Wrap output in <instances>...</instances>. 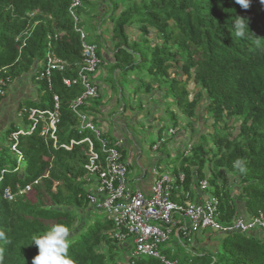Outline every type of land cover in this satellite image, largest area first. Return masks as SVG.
<instances>
[{"label":"trees","instance_id":"1","mask_svg":"<svg viewBox=\"0 0 264 264\" xmlns=\"http://www.w3.org/2000/svg\"><path fill=\"white\" fill-rule=\"evenodd\" d=\"M95 1L84 0L80 11L104 4L111 13L114 71L140 78L149 93L153 83L169 77L171 69L182 68L187 80L178 100L180 109L194 118L206 95L216 125L229 132L215 148L193 146L190 157L182 156L183 162L198 163L203 169L206 161H214L217 174L221 167L237 172L249 213L254 216L264 211V2L250 0L243 8L236 0ZM71 3L0 0V78L13 80L32 72L49 52L67 63L63 71L54 72L53 91L43 86V110L53 108L54 94L61 99L58 147L41 136L38 126L10 143L8 149L16 153L12 162L5 153L0 158V264H32L38 253L32 236L57 223L71 230L69 254L75 264H130L124 256L127 246L111 237L113 222H90L95 207L88 199L90 183L85 168L89 144L83 142L72 149L62 146L90 136L101 152L92 132L79 133L78 117L72 109L84 87L64 84V79L78 76L84 62L82 40L69 11ZM238 17L246 25L241 32L234 28ZM190 80L201 87L193 100L186 87ZM95 101L89 99L81 111L92 113L90 104ZM236 161L239 167H234ZM184 172L188 184L190 169L184 167ZM212 184L221 200L219 220L230 224L238 214L233 199L222 193L215 178ZM27 186L31 189L26 190ZM7 191L12 200L6 197ZM225 235L216 264H264L263 240L240 232ZM208 257L196 256L192 264H213L205 263ZM134 264L160 262L142 258Z\"/></svg>","mask_w":264,"mask_h":264},{"label":"crops","instance_id":"2","mask_svg":"<svg viewBox=\"0 0 264 264\" xmlns=\"http://www.w3.org/2000/svg\"><path fill=\"white\" fill-rule=\"evenodd\" d=\"M94 3H96L95 0ZM101 5L106 6L104 4ZM96 9L97 12L95 11L96 13L92 14L91 19L99 23V35L103 44L102 50L108 61V68L106 73H102L103 69L101 68L100 70L99 68L97 73L92 76L99 84L101 93L96 98V103L90 104L92 113L89 114V117L103 131L104 136L112 144L120 143L119 149L123 154V160L128 163L129 171H131L127 179L129 186L135 190L140 189L149 196L152 193L154 183L159 174L167 172L173 177L172 192L176 201L200 202L212 193V189H215V193L212 194L217 195L216 186L212 184V180L215 178L222 193L227 192L231 195L238 212L237 218L249 219L252 214L249 213L246 200L242 197V182L237 172L226 167H221L219 174H217L214 161H206L203 169L200 168L198 163H194L193 165L185 164L183 157L177 164L171 163L167 165L165 162L166 159L175 156L177 153L182 154V150L189 142H192L193 146H195L198 138L209 133L211 126H216L214 115H210L212 112L207 109L208 98L206 95L201 98L197 106L196 116L189 118L180 109L178 103L182 90L177 92V89H175L176 97L172 96L171 106L176 120L179 119L180 121V125H169L164 135L160 129L156 131L158 137L165 139V144H163L167 146H164V149L160 147L158 150H154V148L141 143L131 126L132 124L136 125L139 118L146 121L152 115L147 121H155L159 116L166 114L165 108L167 106L164 103L163 96L168 92L167 86L164 81L153 83L152 91L147 93L142 80L132 75L128 78L130 81L138 83L137 87L140 89L137 88L135 96L136 98L143 99L144 103L142 106L144 108H141V110L136 101L130 105L129 109L125 104H121L120 100L125 95L130 98L131 94L127 89L128 85L124 86L121 81L122 78L127 79V77H124L120 71H114V64L116 62L114 57L116 43L113 40L114 23L110 19V12L106 13V11ZM35 71L36 67L32 72L13 79L6 95L0 98V139L6 135L7 142L5 147L10 145V137L14 130H27L30 125L28 118L20 113L21 108L35 107L43 109L42 106L46 101V90L43 89L44 83L36 79ZM167 79L173 80L175 82L174 86L179 85L183 89L187 76H185L182 68L180 70L174 68L170 70V75ZM186 87L189 91L190 100H193L201 93V87L194 80L188 81ZM110 125L113 126L112 129L108 127ZM172 127L177 129L176 134L169 133V129ZM2 145L0 141V158L5 153V147ZM184 167L190 169L188 184L186 183L187 178ZM202 171H204V174ZM181 174L185 175L183 183L178 179V176ZM204 179H207L210 184V189L207 192L201 191L199 187L200 182ZM94 187L90 184L89 190ZM186 192H189V196L185 195ZM96 210L101 209L95 207L93 212ZM176 219L177 223L172 228L171 238L165 244L166 248L162 250L163 253L168 258L177 259L180 264H192L194 257L204 255L209 256L205 260V263L212 261L213 264H216L219 258L215 257L213 252L219 250L222 246L219 240L220 233L212 230H200L187 235L184 232V228L187 229L189 227L188 222L179 215L176 216ZM244 235L256 237L264 241V229L252 230ZM129 244L126 245L127 248L124 251V256H126L127 260L129 252L134 248L133 245L129 246ZM176 246H184L187 249V253L191 254V256L183 261H180L177 255L171 257L170 252Z\"/></svg>","mask_w":264,"mask_h":264},{"label":"built area","instance_id":"3","mask_svg":"<svg viewBox=\"0 0 264 264\" xmlns=\"http://www.w3.org/2000/svg\"><path fill=\"white\" fill-rule=\"evenodd\" d=\"M84 5V0H72L70 14L74 21L75 29L79 32L82 40L83 65L76 78L64 79V84L68 87L81 84L84 92L72 103V109L78 117V131L84 135L92 132L100 143L99 152L96 149V142L93 137L86 136L78 141L72 139L69 144H63L66 149H72L74 145L87 142L89 144L88 162L85 165L87 170V180L95 186L90 189L88 199L90 203L106 211L110 220L113 222L111 237L118 243L133 245L134 248L129 252L128 261L134 264L142 258H153L160 264H180L177 259L168 258L161 246L166 244L171 238L172 228L177 223L176 216H182L187 222L185 234L198 232L200 230H212L214 232L229 234L240 232L247 234L252 230L264 229V211L259 210L257 214L249 219L236 218L230 224H224L219 220L220 217V197L210 193L202 201H176L172 192L173 177L171 174L160 173L156 179L152 193L147 196L140 189H133L127 182L129 165L123 160L117 142L115 145L103 136V131L89 117L81 111L89 99L100 96L101 90L99 84L93 79V75L98 71L102 60L98 55V46L95 43H88L87 35L81 25L80 9ZM27 34L28 33H24ZM20 37H17L18 41ZM26 41L23 42V47ZM67 63L61 58L49 52L46 58L36 66L35 77L39 82L46 85V90L53 91V74L56 71H63ZM9 76L0 78V98L7 93L8 87L12 83ZM61 99L59 95L54 94L53 108L43 110L35 107L21 108L20 113L25 115L30 125L27 130H18L13 132L10 142H17L20 135H28L34 132L38 126H41V136L53 141L54 146L59 144V125ZM177 129H169L170 134H176ZM165 139L158 137V143L153 147L158 150ZM16 150V144L13 145ZM193 152V143L189 142L182 150V156L190 157ZM180 182L185 181V175L178 176ZM38 184V181L35 182ZM201 191L207 192L210 184L207 179L200 182ZM27 186L26 190H30ZM23 190L22 192L26 191ZM185 195L189 196V192ZM6 197L10 200L13 195L9 191ZM132 240V242H131Z\"/></svg>","mask_w":264,"mask_h":264},{"label":"rangeland","instance_id":"4","mask_svg":"<svg viewBox=\"0 0 264 264\" xmlns=\"http://www.w3.org/2000/svg\"><path fill=\"white\" fill-rule=\"evenodd\" d=\"M137 1H141V0H137ZM98 10L100 11H106V13H109L108 9L105 8L104 6H99L97 7ZM97 9L96 8H85L83 11H80V15H81V19H82V27L87 35V42L88 43H95L98 44V55L101 58V60H103V64H101L99 67L100 70L101 68L102 73L105 72L108 68V61L104 55V51L102 50L103 48V44L100 38V31L99 29V23H96V21L91 19L92 14L96 13ZM96 11V12H95ZM134 32V31H133ZM97 73V72H96ZM104 73V74H105ZM102 75V74H101ZM122 83L124 86H127V89L129 90V93L131 94V97L129 98L127 95H125L124 98H120L121 100V104H125L127 106V108L129 109L130 105L133 104L134 101H136L138 103V107L144 108L142 105L144 103L142 98H136V93H137V84L130 81L129 78H122ZM165 82V85L167 86V93L164 94L163 98H164V103L167 106V108H165L166 110V114L165 115H161L159 116V118H157L155 121H147L148 119H150L152 117V115H150V117L145 121L142 118H139V120L137 121L136 125L132 124L131 128L134 131L135 134H137V136L139 137V140L141 141L142 144L153 148L157 143H158V134H157V129H160L162 134L164 135L166 130L169 128V125H180V121L179 119L176 120L175 115L173 114V110H172V102H171V98L172 96L176 97V93H175V89H177V92H180L182 90L181 86H173V80H163ZM142 92V91H141ZM142 110V109H141ZM144 110V109H143ZM145 111V110H144ZM212 113H210L211 115ZM130 124V123H129ZM109 128H113V126H108ZM104 136V134H103ZM105 137V136H104ZM225 137H229V132H227L224 128H222V126L220 124L216 125V126H211L210 127V132L203 135L201 138H198L197 142H196V146L198 147H202L204 145H207L209 148H215L216 145H218L221 141L222 138ZM106 138V137H105ZM108 141L109 139L106 138ZM1 144H3L2 146L5 147V144L7 142V137L6 135L2 136V139H0ZM11 143V142H10ZM165 144V143H164ZM161 144V147L163 148L164 145ZM164 149V148H163ZM217 150V149H216ZM207 155V154H206ZM5 156L6 159L9 162H12L13 159L16 156V153L13 152L12 150H9L8 147H5ZM182 158V154L181 153H177L175 156H172L168 159L165 160L167 165H170L171 163L173 164H177ZM26 161H24V165H25ZM131 171H128V175H127V179L130 176ZM202 173L204 174V171H202ZM212 193H215V189H212ZM110 217H108L107 213L103 210H96L94 212H92L91 218H90V222L94 223L97 221H100L101 223H109L110 222ZM225 234L224 233H220L219 234V240L221 241V245L223 246V241L225 238ZM220 247L219 250H216L214 253L215 257H220V253L223 252V247ZM166 248V245L163 244L161 246V250H164ZM222 249V250H221ZM180 259V261H183L184 259H186L187 257L191 256V254L187 253V249L184 246H176L174 247V250H171L170 252V256L174 257L176 256Z\"/></svg>","mask_w":264,"mask_h":264},{"label":"clouds","instance_id":"5","mask_svg":"<svg viewBox=\"0 0 264 264\" xmlns=\"http://www.w3.org/2000/svg\"><path fill=\"white\" fill-rule=\"evenodd\" d=\"M249 2L250 0H236V3L243 8H247ZM242 21H244L243 18L236 19L234 28L238 32L246 27ZM234 167H239V161L234 162ZM71 235L69 226L63 223L54 224L49 230L39 235H33L31 243H35L38 253L33 257L32 264H75L69 254L72 243Z\"/></svg>","mask_w":264,"mask_h":264}]
</instances>
